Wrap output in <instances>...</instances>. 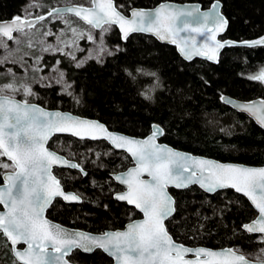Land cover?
Returning <instances> with one entry per match:
<instances>
[{
    "label": "trees",
    "instance_id": "1",
    "mask_svg": "<svg viewBox=\"0 0 264 264\" xmlns=\"http://www.w3.org/2000/svg\"><path fill=\"white\" fill-rule=\"evenodd\" d=\"M195 2L202 8L216 0H115L123 14L131 8H151L164 2ZM228 21L223 39L237 43L264 37V0H219ZM26 0H0V20L20 16ZM46 20V18H44ZM105 44L115 48L102 62L88 60L82 67L63 53L46 54L40 66L47 71L57 65L68 82L70 94L57 86H34L37 103L96 119L115 132L145 137L152 124L163 129L161 142L195 155L221 162L264 165V129L226 104L220 97L239 100L264 99V83L249 76L264 68V45L230 46L216 64L184 61L174 46L164 45L142 34L122 40L118 30L106 32ZM138 68L155 73L143 75ZM128 69L135 81L125 72ZM142 93L152 96L145 99ZM52 150L75 161L84 171L54 169L64 190L77 194L81 202L55 200L47 217L68 228L90 233L122 229L140 215L113 195L120 191L111 176L131 165L125 153L112 150L103 141L55 136ZM1 181V170H0ZM175 211L165 225L173 239L186 246L239 248L252 254L261 246L242 226L256 216L246 198L232 190L208 195L197 187L170 190ZM75 264H111L101 251L74 252ZM0 264H17L9 245L0 235Z\"/></svg>",
    "mask_w": 264,
    "mask_h": 264
},
{
    "label": "snow or ice",
    "instance_id": "2",
    "mask_svg": "<svg viewBox=\"0 0 264 264\" xmlns=\"http://www.w3.org/2000/svg\"><path fill=\"white\" fill-rule=\"evenodd\" d=\"M90 3L91 7L53 9L48 15H62L63 11L74 13L102 33L116 25L125 40L132 33H150L161 41L176 45L189 60L193 56H203L218 62L220 50L233 44L232 41L221 42L217 39V35L225 31L228 25L219 12V0L204 12L196 7L184 9L161 4L154 11L134 9L130 13L131 18H126L114 0H90ZM194 17H198L197 24L191 27L189 18ZM36 19L43 20L44 17ZM34 23L19 16L10 23H0V47L8 48L4 38L12 41L14 33L23 34L24 29L31 28ZM72 32L74 36L84 35L76 29H72ZM181 32L196 33L203 38V42H197L195 35L181 37ZM87 38L92 40L90 34ZM63 43L70 46L68 41ZM243 44L249 47L264 45V37L252 42L244 41ZM50 48L49 45L43 51L47 52ZM53 51L62 52L63 49ZM100 51L102 53L105 49L101 47ZM108 55L113 53L109 52ZM92 58L91 55L88 57ZM95 58L101 62L99 56ZM8 59L6 56L0 59V63ZM84 62H78L76 66L82 67ZM125 72L135 81L136 77L128 69ZM137 72L156 75L142 68H138ZM248 78L264 83V68L258 75ZM21 88L25 96L33 95L27 85L20 88L15 83L0 86V157H7L11 161L10 164L0 161V168L11 169L3 173L4 183L0 186V205L6 209L0 212V233L10 241L17 261L21 264H68L65 257L72 249L82 248L90 252L98 248L113 257L116 264H249L246 256L236 249H192L176 243L165 226V220L175 211V201L168 188H187L191 184H199L209 193L224 188L242 193L258 210L257 218L243 225V228L248 233L261 234L264 242V167L220 164L175 151L156 142L157 136L163 134L159 125L153 126L152 133L146 139L137 140L111 133L96 121L67 113L47 112L27 100L20 102L14 96L4 94L15 93ZM142 95L145 99H152L149 94ZM221 100L227 104L233 103L223 96ZM235 106L247 112L264 128V100ZM57 132L70 133L81 139L104 138L131 155L135 167L115 177L127 190L117 193L115 198L134 205L143 214V219L130 222L123 231L92 236L83 232H68L45 217L46 210L56 197L65 201L80 199L76 194H66L60 180L52 173L54 165L79 167L46 147L50 137ZM145 173L150 180L142 178ZM19 243L27 247L18 250L16 246ZM188 254L194 258L188 259Z\"/></svg>",
    "mask_w": 264,
    "mask_h": 264
},
{
    "label": "rangeland",
    "instance_id": "3",
    "mask_svg": "<svg viewBox=\"0 0 264 264\" xmlns=\"http://www.w3.org/2000/svg\"><path fill=\"white\" fill-rule=\"evenodd\" d=\"M68 5L90 7L91 3L90 0H26L20 17L33 19L43 16L46 20L43 19L32 28L24 30L23 34L15 33L12 41L4 38L8 48L0 47V59L6 56L9 59L0 63V86L15 83L17 88H20L21 85H27L31 88L33 95L25 96L22 88L15 93L5 92L4 94L12 95L21 101L35 102V85L57 86L60 93L69 94L71 83L67 81L61 68L55 65L47 71L42 70L43 66H40V63L44 55L63 53L73 61L74 65H77L80 61L94 60L97 62L96 56H99L102 62L109 52L115 51V48H109L105 44L106 32L102 33L101 30L93 29L72 15H48L54 8ZM72 29H76L78 33L84 35L82 37L74 36ZM45 33L51 34L44 35ZM89 34L92 36V40L87 38ZM64 41L70 42V46H65ZM73 41L74 43H72ZM29 44L32 46L29 47ZM49 45L51 46L49 51H43V48ZM101 47L105 49L102 53ZM60 48L63 49L62 52L53 51V49ZM90 55L94 58L88 59ZM261 69L255 75H258ZM0 161L9 163L3 157H0ZM0 170L1 172L11 171V169L3 168ZM257 241L264 243L261 237ZM261 247L247 256L252 260L264 261V245Z\"/></svg>",
    "mask_w": 264,
    "mask_h": 264
},
{
    "label": "water",
    "instance_id": "4",
    "mask_svg": "<svg viewBox=\"0 0 264 264\" xmlns=\"http://www.w3.org/2000/svg\"><path fill=\"white\" fill-rule=\"evenodd\" d=\"M114 2H115V0H114ZM214 3H216V1L213 2L209 7H207V8H202L201 5H200L199 3H195V2H173V1H164V2H161V3L155 5L154 7H151V8H131V9L128 11V13H127V14H124V15L126 16V18H131L130 13H131V11L134 10V9H135V10H143V11H154V10H155L156 8H158L161 4H170V5L173 6V8H184V9H191V8H193V7H196V8H199L200 12H204V11H208V10H210V9H211V6H212ZM219 4H220L219 12H220V14L225 18V16H224V15L222 14V12H221V3L219 2ZM70 7H78V6H75V5H68V6L57 7V8H54V9L66 10L67 8H70ZM90 7H91V6H90ZM64 14H65V15H66V14H68V15H72V16L76 17L77 19H79L74 13H69V12H67V11H63V12H62V15H64ZM53 15H56V13H54ZM21 18H22V17H21ZM22 19H24V18H22ZM225 19H226V18H225ZM12 20H13V18H12V19H8V20H0V23H10ZM28 20L35 21V23H34L33 26H35L37 23H39V22L41 21V20H37L36 18L28 19ZM79 20H80L81 22L85 23L83 20H81V19H79ZM189 20H190V26H191V27H195L196 24H197L198 17L189 18ZM85 24H86V23H85ZM87 25H88V24H87ZM33 26H32V27H33ZM89 26H90V25H89ZM227 26H228V25H227ZM32 27H31V28H32ZM112 27H115V28L118 30L121 39H122V40H125V39L122 38V33H121V31H120L119 26L114 25V26H112ZM26 29H29V28L26 27L24 30H26ZM226 29H227V28H226ZM96 30H100V29H96ZM225 32H226V30L223 31L222 33H219V34L217 35V39L220 40L221 42H223V41H232V40H229V39H225V40L223 39V36H224ZM14 34H15V33H14ZM135 34L146 35V36H149V37H151V38L157 40V41H158L159 43H161V44L169 45V46H174L175 49H176V51H177V53L179 54V56H180L184 61H186V62H192V61H194V60H202V61L210 62V63H213V64H216V63H217V62H213V61L207 60V59H206L205 57H203V56H193L192 59H190V60H189V59H185V57L180 53V51H179V49L177 48L176 45H173V44H171V43H169V42H167V41H161V40L157 39L155 36H153V35L150 34V33H139V32H137V33H132V34H130L129 37H130L131 35H135ZM190 35H195V36H196V39H197V42H203V38L200 37L199 35H197L196 33H190V32H181V33H180V36H181V37H186V36H190ZM5 39H6V38H5ZM6 40H7V39H6ZM232 42H233V44H232L231 46L244 45L243 43H237V42H234V41H232ZM227 47H230V46H227ZM225 48H226V47H225ZM223 49H224V48H223ZM223 49L220 50L219 55L221 54V52L223 51ZM219 55H218V58H219ZM222 96H223V97H226V98H228V99H230V100L233 101L232 104H227V103H224V102L221 100L224 104H226L227 106H229V107L232 108L233 110H235V111H237V112H239V113H241V114H244V115L247 116L250 120H252V121H253L258 127H260L261 129H264V128H262V127L256 122V120H255L253 117H251L247 112L241 111L239 108H237V107L235 106V105H238V104L252 103V102H256V101H261V100H264L263 98H254V99H251V100L244 101V100H239V99H236V98H232V97L227 96V95H222ZM14 98H15L17 101L23 102V101H21L20 99H18V98H16V97H14ZM220 99H221V98H220ZM28 103L35 104V105H37L38 107L43 108V109H44L45 111H47V112H60V113H67V114H69V115H71V116H74V117H77V118H80V119L90 120V121H96V122H98V123H100V124H103V123H101L100 121H98V120H96V119H91V118L81 117V116L75 115V114H73V113H70V112H67V111H62V110H59V109H47V108H44L43 106H41V105H39V104H37V103H34V102H28ZM103 125H104V124H103ZM154 125H157V124H152L150 133H149L148 135H146L145 137H133V136H128V135H125V134H122V133H119V132L111 131V130H109V129L106 127V125H104V126H105V128H106L109 132H111V133H114V134H116V135L126 136V137H128V138H132V139H137V140H139V139H146V138L152 133V131H153V126H154ZM160 128H161V127H160ZM161 129H162V128H161ZM162 130H163V129H162ZM163 133H164V132H163ZM98 135H100V136L102 137L103 134H98ZM55 136H69V137H72L73 139H76V140H87V141H92V142L103 141V142L107 143V144L109 145V147H110L112 150H114V151H116V152H122V153H125V154L128 156V158L130 159V161H131V165H130L128 168H126L125 170L120 171V172H117V173H115V174H113V175L111 176V178H112V180L114 181V183L122 189L120 192H116V193L113 195V198H114L116 201H118V202L125 203L128 207L134 209V210L140 215V218H138V219H134V220H141V219H143V214H142L138 209H136L134 205H130V204H128L126 201H120V200H117V199L115 198L116 195H117V193H123V192H125V191L127 190L125 185L121 184L118 180L115 179L116 175H119V174H121V173L126 172L129 168L135 167V164H134L133 158L131 157V155H130L125 149L114 147V145H113L109 140L104 139V138H99V139H95V140H94V139H91V138H83V139H81V138L78 137V136H73V135H71L70 133H66V132H65V133H60V132L54 133V134L50 137L49 141H50L53 137H55ZM162 136H163V134L157 136V141H156L157 143H159V144H161V145H166L167 147L172 148V149L175 150V151H178V152L184 153V154L189 155V156H193V157H196V158H199V159H206V160L214 161V162H217V163H220V164H231V165L242 166V167H251V168H262V167H264V165H262V166H251V165H245V164L233 163V162H221V161H218V160L213 159V158H209V157H205V156H200V155H195V154H192V153H189V152H185V151H182V150H178V149H175V148H173V147L167 145L166 143L161 142L160 139L162 138ZM49 141H48L46 147H47L50 151H53V152H55L57 155L63 157L64 159L69 160L70 163L77 164L75 161L70 160V159H67L65 156H63V155H61L60 153H58V152L52 150L51 148H49V147H48ZM4 158L8 161L7 157H4ZM8 162L11 163V161H8ZM54 169L76 170V171L81 172V174H83V175L85 174L84 171L82 170V168H81L80 166L77 167V168H71V167L62 166V165H54L53 168H52V173H53V175L55 176V174H54ZM55 177H56V176H55ZM56 178H57V177H56ZM142 178H143V179H148V180H150V178L147 176L146 173L142 176ZM57 179H58V178H57ZM2 180H3V175H2ZM58 180H59V179H58ZM3 182H4V181H3ZM2 185H3V184H2ZM2 185H0V186H2ZM61 186H62V185H61ZM191 187H197L199 190H201L202 192H204V193H206V194H208V195H212V194H214V193L221 192V191H224V190H229V189L232 190V191H234L235 193H237V192H236L234 189H232V188L218 189L216 192L209 193V192H206L203 188H201V187L199 186V184H191V185H189L187 188H176V187H174V186H169V188H168V192H169V194L171 195V193H170V190H171V189H173V190H185V189H188V188H191ZM62 188H63V186H62ZM63 191H64L66 194H68V193L75 194V193L72 192V191H66V190H64V188H63ZM237 194H239V195L243 196L244 198H246V200L248 201V203L250 204V206H251V207L253 208V210L256 212V216H255V218H254V219H256L257 216H258V210H257V209L251 204V202L248 200V198L245 197L242 193H237ZM76 195H77V194H76ZM171 196H172V195H171ZM172 198H173V196H172ZM56 199L61 200L64 204H77V203H80V202H81V199H79L78 201H65V200H64L63 198H61V197H56V198L53 200V202H54ZM173 200H174V198H173ZM1 207H2V210H0V212L6 211V209L4 208L3 205H1ZM174 208H175V204H174ZM48 209H49V208H48ZM48 209H47V210H48ZM47 210H46V212H47ZM46 212H45V217H46ZM173 214H174V212H173ZM173 214H172L170 217H172ZM170 217H168V218L165 220V223H166V221H167ZM46 218H47V217H46ZM47 219H48V218H47ZM254 219H253V220H254ZM48 220H49V219H48ZM134 220H131V221L127 222V223L125 224V226H124L122 229H118V230H108V231H105V232L123 231V230H125L127 224H129L130 222H132V221H134ZM253 220H251V221L248 222V223H251ZM49 221L52 222V223L58 224V223H56V222H54V221H51V220H49ZM248 223H246V224H248ZM58 225H60V224H58ZM244 225H245V224H244ZM60 226H61L62 228H64L66 231H68V232H83V233H86V234H89V235H92V236H100V235H102V234L105 233V232H104V233H99V234H97V233H90V232H87V231H84V230L72 229V228H68V227L62 226V225H60ZM165 226H166V225H165ZM242 230H243L247 235H258V233H256V234H254V233H248L247 231H245V229L243 228V226H242ZM4 238L7 240L6 237H4ZM173 240H174V239H173ZM174 241H175V240H174ZM7 242H8V244H9L10 248H11V251H12V255H13V257L16 259V257H15L14 254H13V250H12V246H11L10 241L7 240ZM175 242H176V241H175ZM176 243H178V242H176ZM178 244L183 245V244H181V243H178ZM19 245H21L22 247H21V248H18ZM183 246H184V247H188V248H192V249H195V248H207V249H212V250H220V249H228V248H230V247H223V248H209V247H204V246H195V247H191V246H186V245H183ZM16 247H17L18 250H24L27 246H26L25 244H23V243H19ZM231 249H232V248H231ZM74 250H78V251H80V252L83 253V254H91V253L94 252L95 250H100L103 254H105L107 257H109V258L112 260V264H116V261H115V259H114L113 257H111L110 255H108L107 252L103 251L102 249H98V248H93V250L90 251V252H89V251H84L82 248H74V249H72V250L69 252V254L65 257L66 260H67V257H68V256L72 253V251H74ZM187 258H188V259H193L194 257L192 256V254H188V257H187ZM16 260H17V259H16ZM247 260L249 261V264H264L263 261H254V260H249V259H247ZM67 261H68V260H67ZM18 262H19V261H18ZM19 263L21 264V262H19ZM68 264H72V263H70V262L68 261Z\"/></svg>",
    "mask_w": 264,
    "mask_h": 264
},
{
    "label": "flooded vegetation",
    "instance_id": "5",
    "mask_svg": "<svg viewBox=\"0 0 264 264\" xmlns=\"http://www.w3.org/2000/svg\"><path fill=\"white\" fill-rule=\"evenodd\" d=\"M3 159L6 161V162H8L4 157H3ZM10 163V162H9ZM3 173H5V172H1V181H0V185H2L4 182H3V180H2V175H3ZM119 187V186H118ZM120 188V187H119ZM122 190V189H121ZM120 190V191H121ZM120 191H118V192H120ZM56 200H59V199H56ZM53 204V203H52ZM50 208V207H49ZM0 210H2V207H1V205H0ZM46 217H47V215H46ZM48 218V217H47ZM140 218V217H139ZM49 219V218H48ZM50 220V219H49ZM52 221V220H51ZM0 235L4 238V236H3V234L2 233H0ZM250 236H254V237H256L257 239L258 238H260L261 237V234H258V235H250ZM5 239V238H4ZM6 240V239H5ZM6 242H7V240H6ZM7 244H8V242H7ZM9 245V244H8ZM264 245V243L262 244L261 243V246H263ZM260 246V247H261ZM22 246L21 245H19L18 246V248H21ZM260 247H258V248H255L254 249V251L253 252H255V251H257ZM9 248H10V246H9ZM262 248V247H261ZM232 249H236V250H239V252L240 253H242V254H244L245 256H246V258L247 259H249V260H252V259H250L247 255H251V254H248L246 251H244V250H241V249H239V248H232ZM10 250H11V248H10ZM100 251V250H99ZM74 252H80V251H78V250H74V251H72V253L67 257V260L70 262V263H72V264H75L74 262H72V260H71V258H72V254L74 253ZM93 253V252H92ZM11 254H12V251H11ZM83 254V253H82ZM105 255V254H104ZM13 256V255H12ZM14 258V257H13ZM109 258V257H108ZM110 259V258H109ZM14 260L17 262V264H20L15 258H14ZM111 260V259H110ZM254 261H257V260H254ZM111 262H112V260H111ZM264 262V261H263ZM112 264V263H111Z\"/></svg>",
    "mask_w": 264,
    "mask_h": 264
},
{
    "label": "bare ground",
    "instance_id": "6",
    "mask_svg": "<svg viewBox=\"0 0 264 264\" xmlns=\"http://www.w3.org/2000/svg\"><path fill=\"white\" fill-rule=\"evenodd\" d=\"M20 17V16H19ZM221 98V97H220Z\"/></svg>",
    "mask_w": 264,
    "mask_h": 264
}]
</instances>
